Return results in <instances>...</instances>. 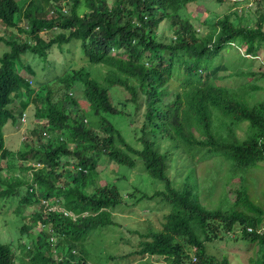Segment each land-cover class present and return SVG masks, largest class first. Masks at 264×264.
<instances>
[{"label": "trees", "instance_id": "trees-1", "mask_svg": "<svg viewBox=\"0 0 264 264\" xmlns=\"http://www.w3.org/2000/svg\"><path fill=\"white\" fill-rule=\"evenodd\" d=\"M196 1L28 0L22 8L17 0H0V42L6 48L0 55V159L6 160L0 166V197L17 196L14 212L21 236L19 243L0 242V264H103L88 249V237L114 224L118 207L154 198L170 206L162 228L141 234L138 248L126 256H158L164 264H230L208 254L205 243L235 231L250 244L258 243L252 264H264V232H256L264 223V209L249 199L246 188L231 206L209 209L200 201L194 167L193 183L177 186L169 176L171 156L181 157V152L192 158L217 155L241 171L264 160V98L249 103L264 87L251 81L238 87L217 82L264 80V0H256L251 17L245 9H234L204 19L206 31H197L181 13ZM162 22H168L171 36L158 32ZM72 39L81 41L91 65L105 71H58L41 83L34 107L39 124L23 134L34 139L11 151L4 127L22 117L33 100L35 70L21 56L31 53L45 60ZM225 46L241 49L243 59H257L260 66L247 62L235 70L214 62ZM173 78L180 90L171 87ZM114 94L125 98L124 107L131 102L136 114L143 108L140 146L127 142L116 127L115 117L129 114ZM213 110L226 118L224 126L215 127ZM242 122L247 131L241 139L236 127ZM100 161L127 168L139 162L163 189L125 196L116 182L100 179ZM24 185L27 190L20 191ZM34 205L33 213L26 212ZM35 227L39 232L32 234ZM25 234L28 243L21 240Z\"/></svg>", "mask_w": 264, "mask_h": 264}, {"label": "rangeland", "instance_id": "rangeland-1", "mask_svg": "<svg viewBox=\"0 0 264 264\" xmlns=\"http://www.w3.org/2000/svg\"><path fill=\"white\" fill-rule=\"evenodd\" d=\"M17 2L20 7L24 8L28 0H17ZM108 2L110 4L112 0H108ZM230 4H232V2L229 4H221L215 0H198L189 4L181 13L189 17L197 31H206V26L204 24L201 25L204 19H214L218 16L229 14L234 9H238L240 12L245 9L246 16L251 17L255 14L257 5L256 0H242L229 8ZM85 10L83 2L81 1L80 14ZM23 24L24 23H20V25ZM160 31H163L168 37L172 35L168 22L161 23L158 32ZM58 48L60 49L61 46ZM59 49L54 48L45 60L36 58V56L31 53H25L21 56V59L31 63L35 70V76L31 79V95L33 100L29 103L25 111L27 116L24 123L27 125L23 128L24 131H26L27 128H35L36 125L39 124L34 114L35 103L39 105L40 102V100L36 98L37 92H39V88H41L47 80L53 79L58 71H71L80 67L92 71L95 70L94 72H96V68L99 67V73L105 71L100 65L96 67V65H91L89 63L83 54L80 40L72 39L68 43L63 44L62 49ZM5 50L6 48H4V45L0 42V55ZM240 51L234 46H225L222 49L221 55L216 57L214 62L226 63L228 67L235 70L243 69L247 65V62H253L255 67L260 66H258L259 61L257 59H243L240 55ZM50 57H52L51 60L49 59ZM222 59H224V61ZM220 73L219 71L218 74ZM246 81L256 82L264 87V80L259 81V79H256L252 81V77L246 79L228 78L217 82L238 87ZM171 87H176L175 90H180L177 78H173ZM40 95H42L41 92ZM76 97H79V93L76 94ZM261 97L264 98V89L261 91L258 90L255 97L251 100L249 99V103L261 99ZM35 98L36 100H34ZM124 99L125 98H121L117 94L115 95V102L119 107H123L125 112L129 114L128 116L124 115V117H115L114 121L116 127L120 130L127 142L140 146L138 138L141 136L144 124L143 108L136 114L135 108L131 102H128L126 107L121 104ZM213 116L215 127L220 128L224 126L226 118L223 115L221 117L218 111L213 110ZM86 119L90 121L89 116ZM8 129L11 131L9 134ZM14 129L15 126L12 124L8 125V123L4 127V134H6L5 145L13 152L16 151L14 150L15 148L20 147V138L22 133H24L22 130L15 129L14 131ZM246 131V122H242L236 127L237 136L241 139L245 137ZM26 137L27 138L24 139L26 143L34 139L31 138V136ZM161 144L162 146L164 145L163 141ZM181 154V157L171 156L169 176L177 186L193 183L195 176L190 170L191 167H194L198 181L199 198L205 207L213 209L231 206L239 190L244 187V189L246 188L249 199L254 204L260 205L264 209V160L241 171L234 169V166L228 165L225 159H221L217 155L200 158L203 154L197 153L196 156L192 158L186 152H181ZM16 158L18 157L14 156L11 161L13 160L12 162L17 165L19 162ZM100 163V179L116 182L125 196L135 195L138 197L141 192L152 193L155 190L163 189V183L154 180L142 168H139V162H137L136 165L138 167L135 168H127L107 161H100ZM4 164H6V161L0 159V165L3 166ZM16 172H20V170L17 169ZM5 173H7V170L3 171L4 175ZM28 173L30 177L31 173ZM27 188L28 185H24L20 191H22V189L26 191ZM16 202V195L11 197H0V242L4 244L10 243V241H14V243L20 242L19 237L21 236L18 230V217L14 212ZM43 203L46 204L45 201H43ZM51 208L55 207L51 206ZM169 208L170 206L161 202L159 198L151 200L143 199L140 202L137 201L128 206L118 207L113 211L112 219L114 224L99 229L97 234L90 235L87 239V247L92 256L95 257L94 259L97 260V263L98 261H103V264H164L165 260L158 256L126 255L138 248V244L142 239L141 234H147L149 231L162 228L164 215L169 211ZM36 209L37 205L30 206L27 208L26 212L33 213ZM37 230L38 228L35 227L31 229L30 232L36 234L39 232ZM234 232L228 234V236L213 238L211 241L206 242L205 247L207 253L213 255L216 259L226 258L229 260L230 264H252L259 254L258 243L254 242L250 244L249 239L242 237L240 233H236L235 235ZM22 238L21 240L23 242H29L28 235H24ZM18 246L19 244L16 245V252H20L21 247ZM109 256L115 258L122 256L125 261L112 260L108 258ZM91 263L94 262L91 261Z\"/></svg>", "mask_w": 264, "mask_h": 264}, {"label": "clouds", "instance_id": "clouds-1", "mask_svg": "<svg viewBox=\"0 0 264 264\" xmlns=\"http://www.w3.org/2000/svg\"><path fill=\"white\" fill-rule=\"evenodd\" d=\"M31 88H32V87H31ZM26 116H27V113L25 112V114H24L22 117H20L16 122L9 121V122H8V125H9V124H12V125L15 126V129H18V130H22V131H24L23 128H25L26 125H27V124L24 123L25 120H26ZM15 129H14V131H15ZM14 131H13V132H14ZM24 132H25V131H24ZM23 134H24V133H22V136H21V138H20V147L14 149V150H16V151L21 150V149H24V147L26 146V144H23L24 139H25V137L23 136ZM30 142H31V141H30ZM30 142H28V143H30ZM11 151H12V150H11ZM16 151H15V152H16ZM4 161H6V160H4ZM0 166H1V165H0ZM25 235H27V234H25ZM23 237H24V235H23ZM22 239H23V238H22ZM21 242H22V241H21Z\"/></svg>", "mask_w": 264, "mask_h": 264}, {"label": "built area", "instance_id": "built-area-1", "mask_svg": "<svg viewBox=\"0 0 264 264\" xmlns=\"http://www.w3.org/2000/svg\"><path fill=\"white\" fill-rule=\"evenodd\" d=\"M228 1H230V2H232V3H236V2H238L239 0H228ZM51 209H55V208H51ZM248 230L249 231H253V228L252 227H248ZM256 232L258 233V234H262L263 232H264V223L261 225V226H258V228L256 229Z\"/></svg>", "mask_w": 264, "mask_h": 264}]
</instances>
